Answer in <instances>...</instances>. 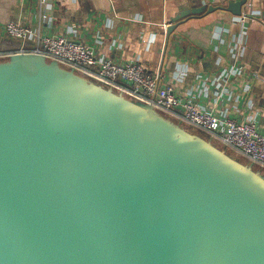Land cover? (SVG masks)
I'll return each mask as SVG.
<instances>
[{
  "label": "water",
  "instance_id": "1",
  "mask_svg": "<svg viewBox=\"0 0 264 264\" xmlns=\"http://www.w3.org/2000/svg\"><path fill=\"white\" fill-rule=\"evenodd\" d=\"M0 264H264L263 171L16 53L0 60Z\"/></svg>",
  "mask_w": 264,
  "mask_h": 264
},
{
  "label": "crops",
  "instance_id": "2",
  "mask_svg": "<svg viewBox=\"0 0 264 264\" xmlns=\"http://www.w3.org/2000/svg\"><path fill=\"white\" fill-rule=\"evenodd\" d=\"M191 9L201 11L174 22ZM11 21L138 61L182 100L264 134V0H0V51L24 47L5 32Z\"/></svg>",
  "mask_w": 264,
  "mask_h": 264
},
{
  "label": "built area",
  "instance_id": "3",
  "mask_svg": "<svg viewBox=\"0 0 264 264\" xmlns=\"http://www.w3.org/2000/svg\"><path fill=\"white\" fill-rule=\"evenodd\" d=\"M4 30L11 38L22 41L24 47L17 52L0 51V60L20 52L43 55L85 78L152 105L161 114L264 172V134L255 122L221 117L201 109L192 100H182L174 86L163 81L162 72L150 71L138 61L99 58L98 52L83 42L64 35L42 34L38 27L13 21L5 24Z\"/></svg>",
  "mask_w": 264,
  "mask_h": 264
},
{
  "label": "bare ground",
  "instance_id": "4",
  "mask_svg": "<svg viewBox=\"0 0 264 264\" xmlns=\"http://www.w3.org/2000/svg\"><path fill=\"white\" fill-rule=\"evenodd\" d=\"M254 168V167H253ZM264 174V173H263Z\"/></svg>",
  "mask_w": 264,
  "mask_h": 264
},
{
  "label": "rangeland",
  "instance_id": "5",
  "mask_svg": "<svg viewBox=\"0 0 264 264\" xmlns=\"http://www.w3.org/2000/svg\"><path fill=\"white\" fill-rule=\"evenodd\" d=\"M264 173V172H263Z\"/></svg>",
  "mask_w": 264,
  "mask_h": 264
}]
</instances>
